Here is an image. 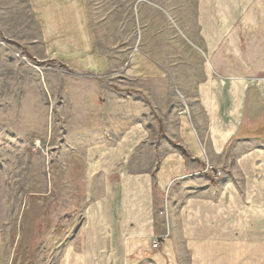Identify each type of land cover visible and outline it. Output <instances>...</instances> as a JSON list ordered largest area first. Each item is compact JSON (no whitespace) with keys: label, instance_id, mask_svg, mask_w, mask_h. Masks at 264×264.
<instances>
[{"label":"crops","instance_id":"obj_1","mask_svg":"<svg viewBox=\"0 0 264 264\" xmlns=\"http://www.w3.org/2000/svg\"><path fill=\"white\" fill-rule=\"evenodd\" d=\"M163 1L133 2L139 46L124 68L99 47L87 0L20 1L36 58L50 60L39 77L54 105L50 164L64 168L51 178L53 229L80 216L55 264L171 262V240L187 236L199 248L240 238L247 255L264 245V0ZM34 102L44 140L47 100ZM205 163L223 174L190 175ZM59 181L86 185L59 195ZM165 221L171 239L152 249Z\"/></svg>","mask_w":264,"mask_h":264},{"label":"rangeland","instance_id":"obj_2","mask_svg":"<svg viewBox=\"0 0 264 264\" xmlns=\"http://www.w3.org/2000/svg\"><path fill=\"white\" fill-rule=\"evenodd\" d=\"M20 1L0 0V231L3 236L1 264H55L65 249V239L80 222V216L62 219L58 223L57 231L53 229L55 215L51 204V178L54 174L60 178L64 168L58 165L55 169L50 164L49 131L54 105L52 107L48 99V85L41 84L39 78L42 65L50 60L36 58L33 45L37 44V41L34 43L33 37L37 31L33 17L24 2ZM87 2L99 47L109 55L111 62L120 61L121 68H124L130 64L139 46L130 17L133 2L164 1ZM107 77L114 82L113 73ZM120 85L116 86V89H120L121 94L127 98L123 108L126 111L129 107V92L124 71H121ZM41 94L45 95L48 105L45 141L32 131L41 120V103L34 102L35 99L41 98ZM7 113L10 121L9 133L5 129ZM58 131L59 135L63 132L59 128ZM75 169L79 173L84 171L83 167L81 170L78 166ZM221 171L223 174L222 168ZM54 185L58 186L60 195V192H81L86 184L59 181ZM73 201L70 207L73 206L77 210L83 207L82 199ZM68 202L70 201L66 198H59L58 212L65 211ZM162 236L159 241L171 239L167 221ZM56 237L58 242L55 244L53 239ZM240 242V238L219 240L213 246L203 245L199 248L194 246L189 236L184 239H172L169 253L171 262L153 264H264V245L251 249L247 255L239 245ZM152 249H159V244Z\"/></svg>","mask_w":264,"mask_h":264},{"label":"built area","instance_id":"obj_3","mask_svg":"<svg viewBox=\"0 0 264 264\" xmlns=\"http://www.w3.org/2000/svg\"><path fill=\"white\" fill-rule=\"evenodd\" d=\"M204 173L210 174L214 178H218L219 176L222 175L221 169L213 166L210 163H205V165L202 169L195 171V172L191 173L190 175L192 176V175H198V174H204ZM161 237H163V236H161ZM158 244H159V237H154L152 240V244H151L152 247L155 248L158 246Z\"/></svg>","mask_w":264,"mask_h":264}]
</instances>
